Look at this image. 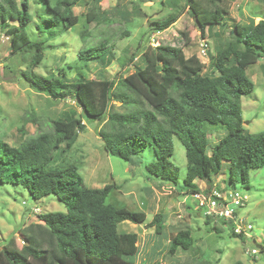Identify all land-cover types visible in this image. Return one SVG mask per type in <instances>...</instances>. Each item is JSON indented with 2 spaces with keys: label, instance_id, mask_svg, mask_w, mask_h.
Returning <instances> with one entry per match:
<instances>
[{
  "label": "trees",
  "instance_id": "1",
  "mask_svg": "<svg viewBox=\"0 0 264 264\" xmlns=\"http://www.w3.org/2000/svg\"><path fill=\"white\" fill-rule=\"evenodd\" d=\"M95 1L87 11V23L100 26L108 22L107 12L101 5L103 0ZM39 2L51 13L45 19L50 27L70 29L78 24L74 7L81 0H59L55 5L51 0ZM30 8L29 0H22L20 5L18 0H0V30L8 35L12 52H33L32 65L40 66L44 42L31 36ZM186 8L197 19L202 34L216 25L229 28L235 22L225 0H186ZM178 19L170 15L155 22L152 31L165 32ZM248 22H236L230 29V41L216 47L211 56L212 75L204 74L205 65L196 55L187 57L181 47L172 45L141 47L140 64L135 65L132 74L117 81L107 76L92 80L82 76L71 81L61 72L50 77L24 74L35 92L54 101L73 99L82 112L72 107L52 121V131L28 138L17 147L0 139V183L21 185L36 200L55 195L67 208V213L39 215L41 223L22 230V249L14 237L9 238L0 250V264H135L139 236L118 228L124 222L143 224L146 214L111 203L115 185L86 188L77 167L63 160L86 130L85 119L102 126L98 136L113 157L131 162L135 155L152 147L157 160L146 170L170 185L179 182L178 170L170 161L177 135L186 149L185 191L193 200L202 193L196 181L207 183L208 190L216 188L213 180L224 164L229 166L227 188L237 190L238 184L248 188L250 171L264 167V132H245L241 99L254 91L246 71L263 57L264 19ZM37 25L41 35L43 31ZM84 41L80 59L85 64L95 62L106 72L114 61V45L106 38L94 45L86 36ZM115 102L126 110L116 111ZM214 127L225 134L211 146L209 128ZM204 221L221 232L212 218L204 217ZM146 225L162 235L165 218L157 214ZM230 236L248 238L236 235L232 229ZM196 242L190 229L181 230L171 239L169 254L187 252Z\"/></svg>",
  "mask_w": 264,
  "mask_h": 264
},
{
  "label": "rangeland",
  "instance_id": "2",
  "mask_svg": "<svg viewBox=\"0 0 264 264\" xmlns=\"http://www.w3.org/2000/svg\"><path fill=\"white\" fill-rule=\"evenodd\" d=\"M21 1L18 0L19 5ZM58 1L51 0L53 5ZM95 2L81 0L74 7L75 14L79 16L78 24L64 29L62 25L50 27L45 21L51 14L49 9L39 0H29L33 21L29 27L31 36L44 42L40 66L32 65L33 52H12L8 35L0 30V139L17 147L28 138L52 131V121L72 107L82 112L73 99L54 101L45 94L35 92L29 88L24 74L50 77L53 74L58 76L61 72L71 81L82 76L89 80L107 76L117 81L132 74L135 65L140 64L141 47L172 45L185 49L187 57H199L200 35H203L208 38L210 49L201 62L205 65L204 74L212 75L211 56L216 53L217 46H225L230 41V29H234L235 23L264 19V0H225L235 22H231L229 28L216 25L212 31L202 34L196 18L186 8V0H103L101 5L107 12L108 22L98 26L96 23L88 24L86 17L88 9ZM170 15L179 16L176 24L155 36L156 33L152 31L154 23ZM228 18L229 14L225 16L226 20ZM37 24L43 31L41 35ZM84 36L89 39L90 45L104 38L114 45L111 50L114 61L106 72L99 64H85L80 59L79 54L85 47ZM153 38L155 46L152 45ZM246 73L254 84V91L241 99L244 130L250 134L263 133L264 54ZM114 109L118 112L126 110L117 102ZM85 124L86 130L79 135L75 146L63 160L77 167L86 188L115 185L117 190L109 198L111 203L146 214L145 223L135 225L124 222L118 228L120 232L137 233L139 236L138 254L133 259L135 264H264V167L250 171L248 188L241 184L235 186L246 199L240 214L253 225V230L248 238H233L227 225L217 223L220 233L213 226L206 225L193 197L185 191L187 156L177 135H174L175 152L170 161L178 170L179 182L170 185L151 176L146 170L148 164L157 160L152 147L135 155L131 162H126L105 151L104 142L98 136L102 128L99 123L85 119ZM209 132L211 146L218 144L225 134L215 127L209 128ZM61 163L59 165L64 167ZM198 185L201 191L208 190L207 183L199 181ZM214 185L218 190L230 186L228 164L223 165L221 174L213 180ZM54 212L67 213L66 206L55 195L36 200L21 185L0 183V250L11 237L22 249V230L41 223L39 215ZM160 213L165 218V231L157 235L146 224ZM185 229L193 232L197 240L195 246L187 252L180 250L171 256V239ZM253 250L257 253L251 254Z\"/></svg>",
  "mask_w": 264,
  "mask_h": 264
},
{
  "label": "built area",
  "instance_id": "3",
  "mask_svg": "<svg viewBox=\"0 0 264 264\" xmlns=\"http://www.w3.org/2000/svg\"><path fill=\"white\" fill-rule=\"evenodd\" d=\"M237 1V0H233ZM164 32H157L155 36L161 35ZM152 45L155 46L156 41L153 38ZM155 48V47H154ZM210 49L208 38L200 35L199 56L206 58ZM194 201L197 204L198 210L204 217H209L215 223H227L236 235L249 236L253 230V225L247 223L242 218L240 210L245 206V197L238 190L226 188L218 190L213 188L194 196ZM257 253L253 250L251 254Z\"/></svg>",
  "mask_w": 264,
  "mask_h": 264
},
{
  "label": "crops",
  "instance_id": "4",
  "mask_svg": "<svg viewBox=\"0 0 264 264\" xmlns=\"http://www.w3.org/2000/svg\"><path fill=\"white\" fill-rule=\"evenodd\" d=\"M183 51H184L185 55L187 56L185 49H183ZM192 56H193V55H192ZM198 58H199L200 60H201V59H205V58H201L200 56H199ZM196 182L198 183L199 181H196Z\"/></svg>",
  "mask_w": 264,
  "mask_h": 264
},
{
  "label": "water",
  "instance_id": "5",
  "mask_svg": "<svg viewBox=\"0 0 264 264\" xmlns=\"http://www.w3.org/2000/svg\"><path fill=\"white\" fill-rule=\"evenodd\" d=\"M196 21H197V19H196Z\"/></svg>",
  "mask_w": 264,
  "mask_h": 264
}]
</instances>
